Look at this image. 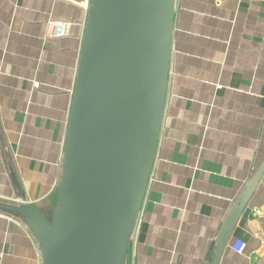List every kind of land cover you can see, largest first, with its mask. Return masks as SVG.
<instances>
[{"label": "crops", "instance_id": "obj_1", "mask_svg": "<svg viewBox=\"0 0 264 264\" xmlns=\"http://www.w3.org/2000/svg\"><path fill=\"white\" fill-rule=\"evenodd\" d=\"M90 5L0 0V203L33 204L48 221ZM57 20L68 34L50 38ZM263 166L264 0H176L160 135L127 264H213L224 239L219 264H264ZM0 264H42L32 229L3 210Z\"/></svg>", "mask_w": 264, "mask_h": 264}, {"label": "water", "instance_id": "obj_2", "mask_svg": "<svg viewBox=\"0 0 264 264\" xmlns=\"http://www.w3.org/2000/svg\"><path fill=\"white\" fill-rule=\"evenodd\" d=\"M175 1L91 0L54 217L30 203H0L32 229L42 264H127L160 135ZM224 247L225 239L213 264Z\"/></svg>", "mask_w": 264, "mask_h": 264}, {"label": "built area", "instance_id": "obj_3", "mask_svg": "<svg viewBox=\"0 0 264 264\" xmlns=\"http://www.w3.org/2000/svg\"><path fill=\"white\" fill-rule=\"evenodd\" d=\"M69 25L64 21H53L51 23V29L49 31V37L50 38H62L65 37L68 34ZM246 248V243L244 241H237L233 249L239 253L242 254Z\"/></svg>", "mask_w": 264, "mask_h": 264}]
</instances>
